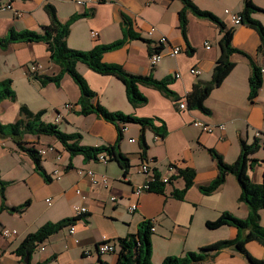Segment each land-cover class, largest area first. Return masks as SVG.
Segmentation results:
<instances>
[{
  "label": "crops",
  "instance_id": "1",
  "mask_svg": "<svg viewBox=\"0 0 264 264\" xmlns=\"http://www.w3.org/2000/svg\"><path fill=\"white\" fill-rule=\"evenodd\" d=\"M79 1L85 0H13L14 10L0 13V36H6L10 29L41 32L42 27L50 23L44 9L48 3L55 6L61 22L75 14H84L70 28L69 48L89 51L95 46L125 39L121 47L106 52L102 61L118 64L133 75L170 79L169 88L178 99L169 98L155 88L140 86L147 102L134 107L118 78L96 73L84 64L77 65L78 72L97 94L94 103L111 112L153 119L156 126L166 132L164 137H159L151 129L145 131L148 149L146 158H142L141 126L132 123L125 126L119 149L130 158L128 171L116 161L84 160L81 155L71 157L53 136L25 135L23 140L28 142L27 146L37 150L55 148L41 156L42 168L51 178L47 181L35 169L31 157L19 150L12 136H0V178L8 182L6 198L0 197V264H26L16 250L28 234L49 222L74 217L78 218L74 223L75 233L69 234L66 227L50 236L31 255L30 264H99V260L116 264L118 240L136 234L144 221H150L154 228L151 236L153 264H161L168 256H184L216 242L235 239L239 233L237 228L223 226L211 230L206 222L216 220L224 212L242 219L248 216V206L239 202L238 181L229 175L211 194H204L201 187L211 184L219 172L211 151L232 164L239 157L240 140L248 144L258 142L259 151L251 155L257 162L253 161L248 174L255 184L263 181L264 49L255 29L232 20L233 15L243 10L244 0H192L200 9L218 16L227 28L234 29L232 44L239 51L231 58L235 63L232 72L205 101L209 113L181 109L179 105L195 84L212 79L221 53L220 32L215 24L188 14L187 42L179 28V13L183 9L180 0H95L84 5ZM253 2L264 10V0ZM15 11L22 15L17 16ZM252 16L264 26V12ZM151 29L155 30L149 35ZM163 37L166 41L160 44ZM156 45L161 46V58L153 65L151 48ZM176 47H180L181 52L173 55ZM251 62L260 68L263 78L255 102L249 97ZM191 69H199L200 74H192ZM60 71V66L51 61L44 42L16 43L7 49L0 48V82L12 80L17 95L15 102L5 100L0 104V123L16 122L20 118V106L26 105L35 113L44 110L43 120L57 125L64 133L80 134L81 145L116 144L118 133L114 124L96 114L77 113L81 93L70 75H64L60 86L41 84V77L54 76ZM69 103L74 105L73 109L66 108ZM195 120L213 126V132L194 126ZM222 124L224 130L218 128ZM58 153H61L60 160ZM145 162L160 176H172L171 167L194 170V183L185 198L179 200L172 196L174 190L185 187L180 177L167 185L164 194L144 192L135 196L134 188L146 182V175L139 171V166ZM81 170L94 172L99 180L105 176L109 181L106 185L101 181L94 185L80 174ZM55 171L60 179H56ZM27 201L29 206L22 213L4 209V205L15 207ZM134 204L137 208L132 213L129 208ZM79 207H85L88 213L77 216ZM260 213L264 227V209ZM3 228L16 230V234L5 237ZM104 238L116 245V253L97 254V246ZM246 251L264 262V247L260 243L248 242ZM197 264L253 263L244 253L227 247Z\"/></svg>",
  "mask_w": 264,
  "mask_h": 264
},
{
  "label": "trees",
  "instance_id": "2",
  "mask_svg": "<svg viewBox=\"0 0 264 264\" xmlns=\"http://www.w3.org/2000/svg\"><path fill=\"white\" fill-rule=\"evenodd\" d=\"M105 2L106 0H98ZM183 4V9L179 13V28L184 39L187 41L188 14H192L198 18L208 20L215 24L220 32L219 48L220 56L213 70L212 79L206 83H197L193 86L190 93L186 96L187 106L191 110H199L204 113H209L205 107V101L216 87L220 86L225 78L232 72L235 63L232 61V56L239 52L233 47L234 29L227 28L225 23L214 13L208 10L200 9L192 0H180ZM46 13L49 16L50 23L48 26L42 27L41 32L33 30L16 31L10 29L4 37L0 36V48L7 49L16 43H33L44 42L48 46L50 59L53 63L60 66L61 71L54 76H43L40 78L42 85L54 83L60 86L65 74L71 76L73 81L79 87L81 96L78 101L79 110L77 113L82 116L96 114L107 122H111L117 128L118 138L114 145L91 147L80 144V134H66L61 131L57 125L45 122L43 116L45 111L32 112L26 105L20 106V118L13 123H0V136H12L19 150L27 153L35 165V169L47 181L51 178L44 171L41 165V156L34 146H27L28 142L23 140L25 135L32 136H53L55 137L69 152L71 157L81 155L84 160H100L103 155L107 161H116L121 168L128 171L131 167L130 158L120 151L119 144L123 139L124 128L127 124H138L141 126V136L139 140L142 149V158H146L148 145L145 140V131L151 129L157 136L164 137L165 130L162 127L156 126L153 119L138 118L132 115H127L121 112H111L99 103H94L93 100L97 94L88 85L84 77L78 72L77 65L84 64L91 70L101 75H111L118 78L126 88L127 96L130 103L134 107H139L147 102V98L141 93L140 86H148L155 88L172 99H178L176 94L169 88L170 79L157 80L152 75L140 76L126 72L123 67L118 64H106L102 61L103 55L106 52L117 49L125 43V39H121L111 44L98 45L89 51H80L71 49L67 45V37L73 23L81 19L84 14H75L66 22H61L57 10L54 5L46 4L44 6ZM264 12L258 7L253 0H244L243 10L238 15L241 23L245 24L257 31L259 34L264 49V26L256 19L253 14ZM188 42V41H187ZM150 42H148L149 44ZM189 47V46H188ZM161 46L156 45L151 48L152 53L159 52ZM192 51L191 48H188ZM252 71L249 78L250 100L255 102L259 91L262 87L263 78L260 68L251 62ZM17 98L16 91L13 87V82L10 79L0 82V104L5 100L15 102ZM260 149L258 142L248 144L245 140H240V154L238 159L232 163H226L216 152L211 151V154L217 161L218 175L215 180L208 186L201 187L204 194H211L223 185L229 175H233L239 183L241 193L239 202L244 203L249 208V214L242 219L234 216L230 212L222 213L216 220L206 222L208 229L214 230L223 226H232L238 229V236L233 240H223L214 244L202 247L195 252H188L184 256H168L161 264H197L209 258H213L215 253L227 247H234L237 251L244 253L248 260L253 264H264L251 257L246 251V244L250 241H256L264 247V227L261 225V210L264 209V171L263 181L260 184H255L251 181L248 170L253 161L251 155L257 153ZM177 175L172 176L168 183L161 182L160 174L156 172V181L150 184L147 192H155L164 194L167 185L173 182L176 177L183 178L185 187L182 190H174L172 196L176 199L183 200L186 192L192 187L195 179V171L190 168H177ZM8 182L0 178V197L6 198V189ZM29 206V201L15 207L4 205V209L11 213H22ZM78 220L77 217L62 220L60 222H49L42 226L34 233L28 234L22 241L18 249L17 255L24 261L27 254L31 255L37 248L45 242L50 236L58 233L62 229L74 225ZM152 223L144 221L136 234L128 235L120 238L118 260L116 264H153L152 262V241L151 232ZM99 264H108L99 260Z\"/></svg>",
  "mask_w": 264,
  "mask_h": 264
},
{
  "label": "built area",
  "instance_id": "3",
  "mask_svg": "<svg viewBox=\"0 0 264 264\" xmlns=\"http://www.w3.org/2000/svg\"><path fill=\"white\" fill-rule=\"evenodd\" d=\"M95 0H85V1H79V3L81 4H85L86 2H93ZM153 1V0H151ZM14 10V7H13V0H5V1H0V13L2 12H6V11H13ZM15 14L17 16H21L22 14L15 11ZM232 20L235 24H240L241 23V19L238 15H233L232 16ZM155 29H151L149 31V35H152L153 34V31ZM93 36L96 35V33H92ZM166 41V38L163 37L161 40H160V44L164 43ZM206 48H209V43H206ZM181 52V48L180 47H176L173 49V55H177ZM161 58V54L160 52H155L151 55V63L154 65L156 64ZM191 73L194 74V75H199L200 74V70L199 69H191ZM179 107L181 109H187L188 106H187V101L186 100H183L182 103L179 105ZM66 108L68 109H73L74 108V105L73 104H66ZM58 121V120H57ZM193 125L200 128L202 131L204 132H207V133H212L213 130H214V127L211 126V125H208L207 123L205 122H202L200 120H195L193 122ZM218 128L220 130H224L225 129V126L222 124V125H219ZM126 130V128H124V131ZM133 141V140H131ZM55 148L54 147H48L46 150L42 149V150H38L40 156H43L46 151H54ZM57 159L60 160L61 159V153H58L57 155ZM100 161H103V162H106L107 159L101 155L99 157ZM139 171L141 173H143L144 175H146V182L142 185H139V186H136L133 190V193L135 196H140L141 194H143L144 192H147L149 187H150V184L155 182L157 179H156V171L154 170V167H152L148 162H145V163H142L140 166H139ZM170 173L172 174V176H176L178 171L175 167H171L170 168ZM55 174L57 175L56 179H60V174L55 171ZM80 174L81 175H85L87 176L90 181L92 182V184L96 185L99 183V181H101L103 184H107L108 183V178L107 177H102L100 180L96 177L95 173L92 172V171H83L81 170L80 171ZM171 175L170 176H160V181L163 182V183H168L169 182V179L172 177ZM78 194H80V191L77 192ZM113 200H116L115 197H113ZM137 208V205L134 204L133 206H131L129 208V211L130 212H134ZM88 211L85 207H79V208H76V214L77 216H81V215H85L87 214ZM69 229V234L73 235L75 233V226L74 225H71L68 227ZM154 231V228L152 226L151 228V232ZM2 234L5 236V237H11L13 235L16 234V230H9V229H6V228H3L2 229ZM96 252L98 255H104V254H108V253H116L117 252V247L115 244H113L110 240L104 238L100 243L99 245L97 246V249H96ZM1 252H0V256H1Z\"/></svg>",
  "mask_w": 264,
  "mask_h": 264
},
{
  "label": "water",
  "instance_id": "4",
  "mask_svg": "<svg viewBox=\"0 0 264 264\" xmlns=\"http://www.w3.org/2000/svg\"><path fill=\"white\" fill-rule=\"evenodd\" d=\"M24 262L26 264H30V256H29V254H27V256L25 257Z\"/></svg>",
  "mask_w": 264,
  "mask_h": 264
}]
</instances>
